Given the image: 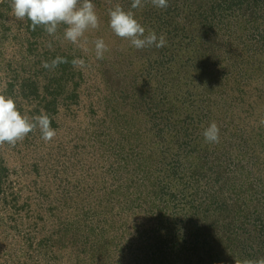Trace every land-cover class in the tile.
I'll list each match as a JSON object with an SVG mask.
<instances>
[{"label": "rangeland", "instance_id": "374dc122", "mask_svg": "<svg viewBox=\"0 0 264 264\" xmlns=\"http://www.w3.org/2000/svg\"><path fill=\"white\" fill-rule=\"evenodd\" d=\"M92 2L100 23L81 47L65 25L55 38L33 31L0 0V93L30 118L46 112L56 131L0 145V264L264 257L263 1ZM117 4L166 45L136 49L116 36ZM57 56L67 62L42 67ZM212 121L218 143L203 136Z\"/></svg>", "mask_w": 264, "mask_h": 264}, {"label": "clouds", "instance_id": "9594fccd", "mask_svg": "<svg viewBox=\"0 0 264 264\" xmlns=\"http://www.w3.org/2000/svg\"><path fill=\"white\" fill-rule=\"evenodd\" d=\"M151 3L158 8L168 7V0H151ZM138 7H142V0H132L131 9ZM12 10L18 20L27 17L31 21L33 31L37 26H43L54 38L58 27L65 25L64 39L73 44H80L81 47L87 44L85 32L90 28L97 29L100 23L92 0H12ZM109 18L110 28L115 35L129 40L136 49L151 46L159 48L166 45L164 35H160L158 40L155 31L145 34V28L135 18L132 10H125L117 4L109 10ZM94 45L96 58L103 59L104 53L108 51V45L102 38L96 39ZM48 47H52L51 42ZM65 62H67L65 58L57 56L50 63L43 61L42 67L54 69ZM72 64L74 67L83 68L85 61L75 58ZM37 128L45 142H50L56 136V131L51 127V118L46 112L30 118L19 111L13 97L0 93V145L7 143L15 146ZM219 132L218 124L212 121L203 131L205 141L218 143ZM235 264H264V257L258 260L235 259Z\"/></svg>", "mask_w": 264, "mask_h": 264}, {"label": "trees", "instance_id": "16d2710c", "mask_svg": "<svg viewBox=\"0 0 264 264\" xmlns=\"http://www.w3.org/2000/svg\"><path fill=\"white\" fill-rule=\"evenodd\" d=\"M193 1V0H192ZM246 0H231V5L232 4H244V2H245ZM263 1V3H264V0H248V2L249 3H254L253 4V6H260L261 4H259L260 2H262ZM195 2V1H194ZM193 6V5H192ZM217 6H220V10H222V8L221 7H224L225 6V4H216V5H213V7H211V9H214L215 7H217ZM168 7H171L170 5H168ZM237 8V7H236ZM196 9H194V7H190V10H189V14H190V17L189 18H192V17H194L195 15H197V12L195 11ZM209 10V9H208ZM192 20H190V22H191Z\"/></svg>", "mask_w": 264, "mask_h": 264}]
</instances>
